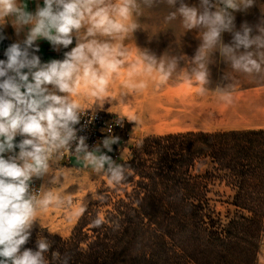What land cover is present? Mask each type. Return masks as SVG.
<instances>
[{
    "label": "clouds",
    "instance_id": "obj_1",
    "mask_svg": "<svg viewBox=\"0 0 264 264\" xmlns=\"http://www.w3.org/2000/svg\"><path fill=\"white\" fill-rule=\"evenodd\" d=\"M168 2L175 4L177 0ZM254 3L255 0H199L196 7L180 0L179 13L185 27L204 29L202 46L194 58L199 69L196 80L201 85L207 83L209 75L202 61L217 47L234 70L249 75L264 71V27L253 36L247 23L240 30L235 24V13L246 11ZM133 6L134 0H43V6L37 5L33 13L20 0H0V20L14 18L11 26L17 34L34 21L27 38L8 45L3 52L5 59H0V264H49L45 259L50 249L48 241L39 239L36 250L24 246L32 235L36 204L47 208L54 199L57 204L61 201L49 193L37 202L30 192V182L48 172L49 161L60 149L75 141V151L85 152L83 159L95 171L107 164L112 182L126 181L128 166L115 164L107 155L87 152L85 138L77 137L74 126L80 122V106L72 97L77 94L81 76L93 84V96L104 92L107 80L98 76L93 66L115 72L120 61L111 58L108 43L94 37L134 29V24L125 25L116 19H127ZM174 17L175 13L169 18ZM4 27L0 24V41L6 38ZM81 29H85L86 42H81ZM224 33L231 35L230 44H223ZM41 37L66 49L75 38V47L65 52L62 61L42 64L35 54L40 50L35 41ZM203 91L201 87L200 93ZM102 143L111 152V145L119 143V137L105 138ZM102 223L100 219L93 221L96 227ZM71 258L69 252L62 259L58 252L53 253V260H60V264H69Z\"/></svg>",
    "mask_w": 264,
    "mask_h": 264
},
{
    "label": "trees",
    "instance_id": "obj_2",
    "mask_svg": "<svg viewBox=\"0 0 264 264\" xmlns=\"http://www.w3.org/2000/svg\"><path fill=\"white\" fill-rule=\"evenodd\" d=\"M11 43L0 41V56ZM121 164L128 166L126 181L100 189L69 236L34 229L24 247L48 241L49 264H60L57 252L61 259L71 253L69 264H257L264 129L149 135ZM217 183L233 190L220 199L233 210L217 209Z\"/></svg>",
    "mask_w": 264,
    "mask_h": 264
},
{
    "label": "crops",
    "instance_id": "obj_3",
    "mask_svg": "<svg viewBox=\"0 0 264 264\" xmlns=\"http://www.w3.org/2000/svg\"><path fill=\"white\" fill-rule=\"evenodd\" d=\"M184 2L199 7V0ZM20 3L33 13L37 5L43 6V0H20ZM179 7L180 0L175 4L168 0H151L150 3L148 0H134L132 18L137 24L134 35L139 30L142 42L136 41L135 48L127 47V78L140 76L137 80L150 83L148 93L142 96L157 97L158 119L181 131L264 129V71L249 75L234 70L217 47L202 61L206 63L209 75L207 83L201 85L196 80L199 69L194 58L202 46L204 29H187ZM173 13L175 17L170 19ZM235 17L237 30L247 23L253 29V36L259 34L258 30L264 27V0H255L251 8L236 12ZM13 19L0 20V24L5 25L4 36L12 42L22 43L34 21L17 34L11 26ZM231 39L229 33H224L222 42L230 44ZM35 45H39L40 50L35 54L42 64L51 60L62 61L63 51L65 54L72 47L66 49L62 45H52L42 37L35 41ZM134 49L137 60L134 53L132 57L129 55ZM165 76L167 79H163ZM201 87L204 89L202 94Z\"/></svg>",
    "mask_w": 264,
    "mask_h": 264
},
{
    "label": "rangeland",
    "instance_id": "obj_4",
    "mask_svg": "<svg viewBox=\"0 0 264 264\" xmlns=\"http://www.w3.org/2000/svg\"><path fill=\"white\" fill-rule=\"evenodd\" d=\"M112 3H117V0H112ZM135 5H138L136 3ZM133 12V7H132ZM118 22L125 25H135L133 14ZM132 29L125 33H119L114 36L94 37L101 43H108L112 50V57L120 61L118 69L115 72H106L100 68L99 65L93 67L97 71L98 76H104L107 80L104 92L93 96L92 92L95 90L93 84L83 79L81 76L80 82L77 85V94L72 97L80 107H92L96 109H103L109 113L118 114L124 117L131 124L128 126V132L118 131L119 137V162L121 164L131 155L132 148L139 145L142 140L149 135L166 134L170 132H186L181 129L174 128L173 124L164 123L158 119L157 116V97H143V93H148L150 83L137 80L140 76H126V55L127 47L135 48L136 41L142 42V35L139 30ZM85 29H81L79 35L81 42H86L84 39ZM93 37H87V40ZM128 45V46H127ZM72 47H75V38ZM71 47V48H72ZM137 60L138 56L136 49L129 52L130 57ZM0 59H5L0 56ZM137 70L140 68L137 67ZM143 85V87H141ZM106 185L114 186L115 183L109 178L108 168L105 167L99 171H95L93 166L83 162L73 160L72 165H65L63 163H56L49 165V170L44 175V193L41 200L49 193L54 198H59L61 203L54 202L47 208L38 205L36 208V217L34 219V229H44L50 233L59 234L62 236H69L85 206L95 201L98 196V191L103 189ZM216 190L220 191V195L214 196L219 199L216 202L217 209L226 213V211L233 206L220 199L228 200V196L233 194V190L225 184L217 183ZM31 230V231H32ZM257 264H264V231L262 233L261 245L258 252Z\"/></svg>",
    "mask_w": 264,
    "mask_h": 264
},
{
    "label": "built area",
    "instance_id": "obj_5",
    "mask_svg": "<svg viewBox=\"0 0 264 264\" xmlns=\"http://www.w3.org/2000/svg\"><path fill=\"white\" fill-rule=\"evenodd\" d=\"M128 124H131L130 121L116 113L113 114L107 110L92 107H80V122L74 127L77 129V137L83 136L85 138L87 152H92L96 156L107 155L117 164L119 162V145L112 144L113 150L109 152L103 146L102 141L105 138L117 137L118 131L125 130ZM75 149L76 142L74 141L68 147L54 153L49 165L56 163L72 165L74 159L86 162L83 159L86 153L83 151L77 153ZM106 166L108 168L107 164ZM30 192L37 202L41 200L44 193V176L33 178L30 182ZM38 205L39 203L36 204V208Z\"/></svg>",
    "mask_w": 264,
    "mask_h": 264
}]
</instances>
